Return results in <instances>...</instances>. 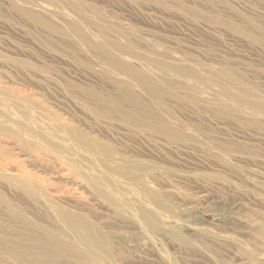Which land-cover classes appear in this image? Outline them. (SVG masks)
Returning a JSON list of instances; mask_svg holds the SVG:
<instances>
[{"label": "rangeland", "instance_id": "rangeland-1", "mask_svg": "<svg viewBox=\"0 0 264 264\" xmlns=\"http://www.w3.org/2000/svg\"><path fill=\"white\" fill-rule=\"evenodd\" d=\"M255 104L264 0H0V264H264Z\"/></svg>", "mask_w": 264, "mask_h": 264}, {"label": "bare ground", "instance_id": "bare-ground-1", "mask_svg": "<svg viewBox=\"0 0 264 264\" xmlns=\"http://www.w3.org/2000/svg\"><path fill=\"white\" fill-rule=\"evenodd\" d=\"M223 93H225V95H227V94L229 95V94H230V93H228V92L226 93V91L223 92ZM228 95H227V97H228ZM221 96H223V94H222ZM230 96H232V95L230 94ZM233 97H234V96H233ZM219 98H220V97H219ZM237 98H238V96H236V99H237ZM239 98H240V97H239ZM220 99H221V98H220ZM225 99H226V98H225ZM228 99H229V98H228ZM233 99H234V98H233ZM244 99H245V98H244ZM244 99H243V100H244ZM218 100H219V99H218ZM221 100H222V99H221ZM226 100H227V99H226ZM230 100H231V99H230ZM230 100H229V101H230ZM239 100H240V99H239ZM243 100H242V98H241V101H242V102H243ZM247 100H248V99H247ZM216 101H217V100H216ZM216 101H215V102H216ZM223 101H224V99H223ZM223 101H222V102H223ZM241 101H240V102H241ZM244 101H245V100H244ZM248 101H249V100H248ZM220 102H221V101H220ZM222 102H221V104H222ZM226 102H227V101H225V103H226ZM231 102H232V100H231ZM233 102H234V101H233ZM235 102H236V100H235ZM237 102L240 103L239 101H237ZM217 103H218L219 105H221V104L219 103V101H217ZM223 103H224V102H223ZM225 103H224V104H225ZM228 103H229V102H228ZM244 103H246V102H244ZM249 103H251V101H250ZM249 103H248V104H244V105H246V106L248 105L247 107L249 108L250 105H251L250 107H252V105L254 104V103H253V104H250V105H249ZM230 104H231V103H230ZM222 105H223V104H222ZM225 105H226V104H225ZM228 105H229V104H228ZM228 105H226V108H227ZM241 105H242V104H241ZM255 105H256V104H255ZM233 106H236V105H232L231 107L233 108ZM257 106H258V105H256L255 107H257ZM221 107H222V106H221ZM231 107H230V108H231ZM239 107H240V106H239ZM244 107H245V106H244ZM244 107H243V108L241 107V108H242V109H245V108L247 109V107H245V108H244ZM258 107L260 108V106H258ZM223 108H225V106H224ZM239 109H240V108H239ZM249 109H250V108H249ZM252 109H254V108H252ZM252 109H250V111H249V112H251L252 114H254V113L257 114V113H258V115H259V113L261 112L260 110H259L260 112H256L255 110H254L255 112H253ZM256 109H258V108H256ZM260 109H263L262 106H261ZM228 110H229V109H228ZM228 110H227V112H228ZM231 110H232V109H231ZM233 110L235 111L236 109H233ZM247 110H248V109H247ZM247 110H246V111L243 110V112L247 113V112H248ZM263 110H264V109H263ZM237 111H238V110H237ZM240 111H241V109H240ZM243 112H241V113H243ZM245 113H243V114H245ZM262 113H264V111H263ZM247 114L250 115V113H247ZM256 114H254V116H258V115H256ZM249 115H248V116H249ZM252 116H253V115H252ZM262 116H263V115H262ZM260 117H261V116H260Z\"/></svg>", "mask_w": 264, "mask_h": 264}]
</instances>
